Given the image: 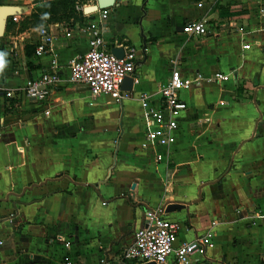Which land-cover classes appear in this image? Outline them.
<instances>
[{
	"label": "crops",
	"instance_id": "1",
	"mask_svg": "<svg viewBox=\"0 0 264 264\" xmlns=\"http://www.w3.org/2000/svg\"><path fill=\"white\" fill-rule=\"evenodd\" d=\"M27 2L0 5L18 6V19L29 14ZM258 8L264 0H115L102 23L106 47H146L134 66V92L120 104L67 80V61L86 50V36L63 37L58 23L46 24L56 35L61 80L42 103L9 100L0 129L4 264H65L64 255L74 264H115L144 211L167 200L187 203L163 214L178 224L179 241L211 227L204 264H264V15ZM201 17L208 35L181 32L183 23ZM85 20L96 22V13ZM5 25L0 88H14L46 69L49 57L25 54L36 27ZM16 39L21 43L11 48ZM172 66L185 74H231L223 83L179 92L187 109L170 161L155 162L151 150L139 149L143 121L135 97L144 91L157 101ZM58 236L70 242L68 250Z\"/></svg>",
	"mask_w": 264,
	"mask_h": 264
},
{
	"label": "built area",
	"instance_id": "2",
	"mask_svg": "<svg viewBox=\"0 0 264 264\" xmlns=\"http://www.w3.org/2000/svg\"><path fill=\"white\" fill-rule=\"evenodd\" d=\"M49 1V0H42ZM94 3V0H87ZM83 5V4H82ZM82 5L76 7L82 11ZM200 7L201 3L196 2ZM109 8V7H108ZM108 8L94 11L96 22L85 20L83 23H73L67 28L64 24H55L62 32L63 37L69 36L71 31L86 36V50L67 61L69 74L67 80L88 90L90 95L106 96L111 102L120 104L122 100L131 97L137 78L134 76V66L140 56L146 52V47L138 49L130 45H117L122 49V55L116 57L106 47L102 37V23L106 18ZM258 13L264 15V9L258 8ZM82 14L85 16L87 14ZM15 22V14L9 16ZM207 18L188 21L181 25V32L187 35H208ZM36 39L33 43L32 55L49 57L48 66L38 76L31 77L22 85L14 88H0V129L4 124L5 111L10 109L9 100L23 99L42 103L50 91L60 82L57 72L58 64L55 59L53 43L56 35L40 25L35 28ZM20 40L11 42V48L17 47ZM244 44L241 47L247 48ZM230 72L215 71L210 75L199 72L185 74L172 66L169 69L167 80L158 89V100L154 101L144 91L136 93V100L141 108L143 121V141L139 144L140 150H151L155 162L170 161L172 146L176 142L178 132V118L187 109L186 103L179 97L180 91L197 88L203 83L220 84L228 80ZM124 77L131 78V90H121L120 84ZM46 114V111L43 112ZM163 207L148 208L143 213L142 226L134 230L132 240L121 248L115 264H127L135 261L138 264H204L206 250L213 244L212 230L209 227L204 233L190 240L177 239L178 224L164 217ZM213 225L211 222L210 226ZM64 250H68L70 242L58 236L55 238ZM3 239L0 237V264H4L1 256ZM65 264H74L65 255L62 256Z\"/></svg>",
	"mask_w": 264,
	"mask_h": 264
},
{
	"label": "water",
	"instance_id": "3",
	"mask_svg": "<svg viewBox=\"0 0 264 264\" xmlns=\"http://www.w3.org/2000/svg\"><path fill=\"white\" fill-rule=\"evenodd\" d=\"M115 4V0H94V3L91 5H86L82 7V12L84 14H89L97 9H101L104 7H112ZM92 10V11H88ZM20 12V8L15 5H0V36L3 33V29L6 24V19L12 15V14H17ZM109 51L115 55L116 57H120L122 55V49L120 47H114L111 46ZM120 89L121 90H131V78L130 77H124L122 79V82L120 84ZM131 188L133 187V184L130 186ZM199 196V195H198ZM140 201V197H138ZM187 203L186 202H179V201H164L161 203V206L163 207V212H171L174 210H179L182 209ZM143 264H153L151 262L149 263H143Z\"/></svg>",
	"mask_w": 264,
	"mask_h": 264
},
{
	"label": "trees",
	"instance_id": "4",
	"mask_svg": "<svg viewBox=\"0 0 264 264\" xmlns=\"http://www.w3.org/2000/svg\"><path fill=\"white\" fill-rule=\"evenodd\" d=\"M81 1L83 0H49L45 1L40 4H35L33 7V13H38L41 15H49L47 20L50 23H64L59 21L60 19L64 18L67 16L69 13L70 9L73 7V15L69 20L68 27H72L73 23H78L80 24L83 18L85 17L82 14V11L79 9H76V7L80 6L83 4ZM35 14H31L30 17L36 19L38 22V19ZM47 24V23H46ZM49 24V23H48ZM66 24V23H65ZM35 25V23H34ZM9 25H5V28H8ZM25 54L28 55L30 52H32L31 46H25Z\"/></svg>",
	"mask_w": 264,
	"mask_h": 264
},
{
	"label": "rangeland",
	"instance_id": "5",
	"mask_svg": "<svg viewBox=\"0 0 264 264\" xmlns=\"http://www.w3.org/2000/svg\"><path fill=\"white\" fill-rule=\"evenodd\" d=\"M43 2H45V1H42V0H28V4H30L31 5V9H30V12H29V14H27V15H25L24 17H22V18H18L17 19V21L16 22H13V21H11V20H8V21H6V24H7V22H12V25L13 24H15V25H17V27H18V29H28V28H34V27H37V26H40V25H46V23L48 24V23H50V22H48V20H47V18H48V16L49 15H41V14H36V13H33V7H34V5L35 4H40V3H43ZM82 3H83V5H82V7L83 6H86V5H90V4H92V3H90V2H88L87 0H83V1H81ZM31 14H35L36 15V17L37 18H39L38 19V22H34V21H37L36 19L34 20V18H31L30 17V15ZM34 15V16H35ZM72 15H73V7H72V9H70V11H69V13L67 14V16L66 17H64V18H62V19H60L59 21H61V22H64V23H62V24H64L67 28H69L68 27V24H69V20H71L70 18L72 17ZM7 20V19H6ZM34 23H35V25H34ZM66 23V24H65ZM9 28V27H8ZM11 31H13V30H11ZM21 31H23V30H21ZM99 102H102V100L100 99V101ZM114 103V102H113ZM121 127V123L119 124V128ZM119 130V129H118Z\"/></svg>",
	"mask_w": 264,
	"mask_h": 264
},
{
	"label": "clouds",
	"instance_id": "6",
	"mask_svg": "<svg viewBox=\"0 0 264 264\" xmlns=\"http://www.w3.org/2000/svg\"><path fill=\"white\" fill-rule=\"evenodd\" d=\"M3 65H4V60H3L2 56H0V68H2Z\"/></svg>",
	"mask_w": 264,
	"mask_h": 264
},
{
	"label": "bare ground",
	"instance_id": "7",
	"mask_svg": "<svg viewBox=\"0 0 264 264\" xmlns=\"http://www.w3.org/2000/svg\"><path fill=\"white\" fill-rule=\"evenodd\" d=\"M88 11H92V10H88Z\"/></svg>",
	"mask_w": 264,
	"mask_h": 264
}]
</instances>
